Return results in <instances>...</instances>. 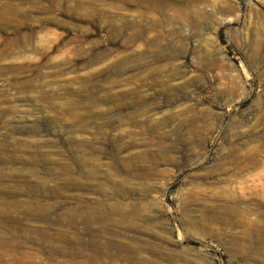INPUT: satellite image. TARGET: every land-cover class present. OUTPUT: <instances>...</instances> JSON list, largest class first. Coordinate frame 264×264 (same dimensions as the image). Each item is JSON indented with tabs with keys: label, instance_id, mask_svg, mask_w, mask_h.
<instances>
[{
	"label": "rangeland",
	"instance_id": "obj_1",
	"mask_svg": "<svg viewBox=\"0 0 264 264\" xmlns=\"http://www.w3.org/2000/svg\"><path fill=\"white\" fill-rule=\"evenodd\" d=\"M0 264H264V0H0Z\"/></svg>",
	"mask_w": 264,
	"mask_h": 264
},
{
	"label": "bare ground",
	"instance_id": "obj_2",
	"mask_svg": "<svg viewBox=\"0 0 264 264\" xmlns=\"http://www.w3.org/2000/svg\"><path fill=\"white\" fill-rule=\"evenodd\" d=\"M41 187H42V186H41ZM87 219L92 220L93 218H92V216L89 214V215H87ZM76 241H78V239H77ZM76 252L80 253V251H76Z\"/></svg>",
	"mask_w": 264,
	"mask_h": 264
}]
</instances>
